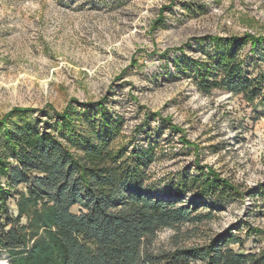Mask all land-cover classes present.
Returning <instances> with one entry per match:
<instances>
[{
	"label": "rangeland",
	"instance_id": "374dc122",
	"mask_svg": "<svg viewBox=\"0 0 264 264\" xmlns=\"http://www.w3.org/2000/svg\"><path fill=\"white\" fill-rule=\"evenodd\" d=\"M244 34L263 38L256 51H237L244 70L263 78L264 0H0V117L20 108L9 126H41L74 100L100 103L120 121L113 144L151 155L146 191L181 193L180 178L201 166L240 193L210 196L199 212L211 209L212 219L159 231L155 248L201 245L232 229L241 243L231 249L264 251L252 230L264 231V196L254 195L264 185V80L252 101L195 85L216 51L211 38ZM8 206L15 215V200Z\"/></svg>",
	"mask_w": 264,
	"mask_h": 264
},
{
	"label": "trees",
	"instance_id": "16d2710c",
	"mask_svg": "<svg viewBox=\"0 0 264 264\" xmlns=\"http://www.w3.org/2000/svg\"><path fill=\"white\" fill-rule=\"evenodd\" d=\"M212 40L216 51L196 78L197 90L258 98L264 77H251L237 51L249 43L254 52L263 38ZM76 102L53 111L54 124L21 118L9 126L20 108L0 117V258L5 254L8 264H264V251L230 248L241 243L232 229L201 245L155 248L159 231L212 219L211 209L199 212L206 199L238 196V188L200 166L180 178L181 193L153 195L144 188L148 150L115 146L119 119L100 103ZM185 193L193 199L182 203ZM254 195L263 197L264 185ZM12 199L15 215L8 206Z\"/></svg>",
	"mask_w": 264,
	"mask_h": 264
}]
</instances>
